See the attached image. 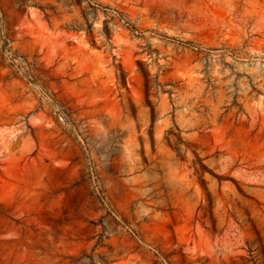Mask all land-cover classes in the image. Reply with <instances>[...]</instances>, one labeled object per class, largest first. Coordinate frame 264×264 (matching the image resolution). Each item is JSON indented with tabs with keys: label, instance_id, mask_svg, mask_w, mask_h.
<instances>
[{
	"label": "rangeland",
	"instance_id": "1",
	"mask_svg": "<svg viewBox=\"0 0 264 264\" xmlns=\"http://www.w3.org/2000/svg\"><path fill=\"white\" fill-rule=\"evenodd\" d=\"M0 264H264V0H0Z\"/></svg>",
	"mask_w": 264,
	"mask_h": 264
}]
</instances>
